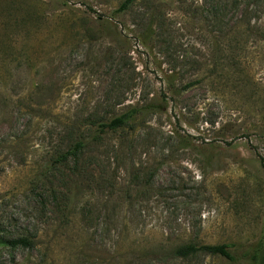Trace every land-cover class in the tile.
<instances>
[{
	"label": "rangeland",
	"instance_id": "obj_1",
	"mask_svg": "<svg viewBox=\"0 0 264 264\" xmlns=\"http://www.w3.org/2000/svg\"><path fill=\"white\" fill-rule=\"evenodd\" d=\"M126 1L0 0V264L264 241V0Z\"/></svg>",
	"mask_w": 264,
	"mask_h": 264
},
{
	"label": "trees",
	"instance_id": "obj_2",
	"mask_svg": "<svg viewBox=\"0 0 264 264\" xmlns=\"http://www.w3.org/2000/svg\"><path fill=\"white\" fill-rule=\"evenodd\" d=\"M133 0H127L125 3L122 4L120 7V12L124 11L129 7ZM152 105H147L144 109L140 107H131L125 112H122L108 121L99 122L97 124V133H105L108 130L117 131L120 129L125 128L131 121L135 120L139 114L145 112L144 110L148 111L153 108ZM83 142L77 143L72 149L68 150L65 154L61 155L60 160L66 161L69 157H78V153L81 149V145ZM12 245L18 246H27L29 245V241L25 239H18L16 241L11 242ZM197 254H208L213 256H218L224 258L231 262L237 261V255L233 253L231 246L227 244L221 245H197V244H187L183 245L176 250V255L179 258H189L191 256H196ZM244 258H248L251 261V264H264V241L257 243L250 249V252H244Z\"/></svg>",
	"mask_w": 264,
	"mask_h": 264
}]
</instances>
